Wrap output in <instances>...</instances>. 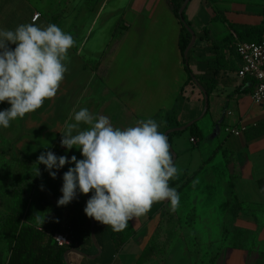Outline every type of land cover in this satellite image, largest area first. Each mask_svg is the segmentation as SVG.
Wrapping results in <instances>:
<instances>
[{
    "label": "crops",
    "instance_id": "0c3cea01",
    "mask_svg": "<svg viewBox=\"0 0 264 264\" xmlns=\"http://www.w3.org/2000/svg\"><path fill=\"white\" fill-rule=\"evenodd\" d=\"M128 1L130 4L131 0ZM146 1L149 8L138 7L139 14H132L134 21L125 20L126 14H121L117 7V12H107L105 19L99 22L106 4L100 13L94 14L89 7H85L79 14V0H70L69 12L65 14V19L62 17L51 19L45 8L46 0H0V29L15 30L21 24L40 26L55 24L62 29L63 22L67 21L69 29L65 33L70 34L75 30L77 35L73 38L74 44L68 50L67 57L63 61V63H68L65 65L68 69L67 72L70 67L69 59L74 66L78 64L88 67V58L94 57L89 43L96 41L100 35L105 33V30L111 29L109 41L114 43L116 50L118 49L113 54L112 65L119 66L120 57L124 58L123 64L126 65L125 68L122 67L121 75H108L102 80L109 86L110 96L112 95L119 101L120 98H126L122 100L123 105L129 115L134 118L135 124L147 119L157 120L162 122L165 131V118L174 107L177 108V120L182 125L199 118L198 127L202 138L196 147L201 149L199 144L203 140L207 141V146H214L212 154L208 157H204L206 156L204 151L192 152L187 167L183 168V173L176 175V178L173 177L174 179L184 178L183 182L186 185L182 194L188 196L187 199L179 200L176 209L185 212L201 211L197 216L196 225L203 227L205 225L202 222L210 218L207 222L208 227L217 225L220 227V237H213L214 232L209 235L210 229L201 239L198 238L199 251L196 252L200 258L198 264H253L251 256H253L255 248L251 246H222L224 236L221 229L224 226L244 229L249 232V243L261 244L264 249V104L258 105L253 102L252 92L256 81L251 77L242 79L237 76L241 60L237 55L229 53L226 58L230 64L233 62L235 69L230 70L227 67L219 72L217 85L208 95V110L202 116L201 113L205 107V100L202 99V96L199 95L192 100L181 96V88L188 79L179 45L181 22L170 10L166 0ZM191 2L185 10V16L191 22L196 36L193 63L195 71L202 72L201 68L204 70V66L208 65V59L211 60L214 57L207 52L210 42L222 41L230 36L233 37V42L236 44L242 41L243 37L250 39L255 36L257 39H264V0H199L195 6L190 5ZM201 7H204L203 17L199 19L198 13ZM54 8L58 9L59 5ZM36 13H39L40 17L33 21ZM109 17H114L116 20L112 25ZM204 28L209 30V40L199 38L203 34ZM257 29L259 31H254ZM125 39H130L132 46L125 48V54H123L122 41ZM9 46L12 49L16 47L14 44ZM98 57L102 62L104 55L98 54ZM224 64L229 65L227 62L222 63V65ZM237 66L238 68H236ZM71 70L68 73L65 72L56 96L49 99L51 107L55 103V99L62 96L63 89L70 91L64 82L65 75L68 77ZM74 79H69V81ZM10 107L11 105L7 101L0 102V110ZM115 113H119V111L116 110ZM52 114L53 111L48 112L42 106L34 112L27 113L23 118L18 117L16 120L10 121L8 128L0 126V141L10 144L16 139L21 141L22 135L26 132H45L47 129H54L55 119ZM109 121L111 120L109 119ZM202 122L206 124V129ZM135 124L133 126H136ZM235 130H239L240 133L235 135L232 132ZM31 136L27 135L28 138ZM31 140L33 139L31 138ZM21 146L16 145L15 147ZM186 154L188 153L181 156H186ZM23 156L32 158L28 154ZM179 156L178 154L176 160ZM58 180L60 181V179ZM204 180L207 181L204 182ZM195 188L200 189L199 193L205 196L194 200ZM223 191L228 196L229 207L235 201L241 202L245 209L257 210L261 216H249V219L240 216L234 220L231 218V213L228 218L226 215L222 216L220 197ZM89 195L92 193L90 192ZM159 204L161 202L154 203L151 208L156 211ZM164 204L170 205L167 202ZM227 210L231 211L232 209ZM43 214L47 215V213ZM41 215L30 223L40 225L44 222L51 223V220H54L53 216L41 220ZM137 221L140 223L138 218H133L131 221L136 230L135 235L114 256L110 243L108 247L110 263L108 262V264H125L121 257L122 255H131L129 252L125 253L126 246L130 242L135 245L134 259H130V263L137 264L140 255L155 232L158 220L156 218L149 220L138 228L135 225ZM222 221L223 223H221ZM102 230H100L101 235L104 232ZM235 234L236 230L233 232L232 229L229 230L231 241H236ZM89 250L93 251L92 248ZM68 256L72 264H78L77 256L85 257L72 251ZM9 257L7 242L4 238H0V264H7ZM148 262V264H157L154 258L149 259ZM257 264H264V261Z\"/></svg>",
    "mask_w": 264,
    "mask_h": 264
},
{
    "label": "clouds",
    "instance_id": "9594fccd",
    "mask_svg": "<svg viewBox=\"0 0 264 264\" xmlns=\"http://www.w3.org/2000/svg\"><path fill=\"white\" fill-rule=\"evenodd\" d=\"M73 44L72 35L55 24L0 29V102L11 105L0 110V126L8 128L10 121L36 111L56 96L67 71L63 61ZM82 123L88 127L81 129ZM158 128L156 121L147 119L122 130L87 108L73 109L60 145L66 151L80 150L83 159L44 151L35 163L45 165L52 179L66 164H74L63 174L57 206L91 192L86 216L120 232L133 218L147 214L154 203L167 200L173 210L179 204L176 189L169 186L177 168L167 137ZM35 176H41L38 167ZM40 188L44 190L43 185Z\"/></svg>",
    "mask_w": 264,
    "mask_h": 264
},
{
    "label": "rangeland",
    "instance_id": "374dc122",
    "mask_svg": "<svg viewBox=\"0 0 264 264\" xmlns=\"http://www.w3.org/2000/svg\"><path fill=\"white\" fill-rule=\"evenodd\" d=\"M131 1L129 4L128 0H79V14L80 11L85 7H89L91 12H93L94 14L100 13L103 9L104 4H106L105 10L103 11L104 13L103 15L101 14L99 22H101L102 19H105V15L107 14V12H117L118 8L120 9L121 14H126L125 20L131 19V21H134V15L132 14L138 13V7L142 9H148L149 4L146 0ZM198 1L199 0H193L190 5L195 6ZM57 5H59V8L55 9L54 6ZM69 5L70 0H46L45 8L47 9V13L50 15L51 19H54V17H62L63 19H65V14L69 12ZM203 9L204 7H201V10H199V19L203 17ZM109 19L111 20V25L116 21L114 17H109ZM63 23L64 24L62 30L66 32L69 29V25L67 21ZM111 32V29H107L105 30L104 34L100 35L97 38L96 41H92L89 43L90 50H92L94 57L91 59L88 58V67L80 66L78 64L74 66V64L69 59V71L71 69L72 70L71 74L68 77L67 75H65L66 79L64 84L70 91H64L62 85V96L55 99V103L52 105V107L49 105V99L46 100V104L44 101L43 107H45L48 112L53 111L52 116H54L55 119L53 123L54 129H47L45 132H26L22 135L21 141L16 139L10 142V144H6L4 143V141H0V219L3 215L10 212L15 205L16 199L11 196L10 192H12V190H14L16 186H18V184L29 182L31 183L30 176L32 173H36L37 167L40 171H45V165H36L35 163L41 152L52 151L57 156L67 155L69 158H71L72 155H75L78 160L83 159L80 150L73 148L70 151H66L65 148L61 147L60 145L62 135L61 133L65 130V121L68 119L73 109L79 111L81 108H87L94 116H105L111 120L110 123L114 128H120L122 130L135 124L134 118L129 115L128 110L123 105L122 100L126 98H120V101L116 100L115 97H112V95L110 96L109 86L106 83L102 82V80L108 75H121L123 72V68H125L126 65L123 64V57H120L119 66L112 65L113 54H115L118 49L116 50L114 47V43H110L109 41V34ZM70 35H72L73 38L77 36L75 34V30H73ZM214 35L216 36V33ZM130 41V39H125L122 41V45L124 46V49L122 51L123 54H125V48L127 49L129 46H132V42ZM121 48L119 49V53L121 51ZM98 54L104 55V59L102 62L100 61V57H98ZM64 64L67 65L68 63ZM73 78L75 79L69 81V79ZM116 110H118L119 113H115ZM201 114H203V112ZM157 123L159 125L158 131L164 134L165 131L162 122L157 121ZM202 124L206 129V124L204 122H202ZM86 127L88 126L84 125L83 123L81 124V129ZM27 135H33L34 137L31 136L30 138H28ZM31 138L33 140H31ZM206 144H208L207 141L203 140L199 144L201 149H198L199 147L194 146V143L190 141L189 131H181V133L173 134L172 148L177 155H180L174 165L177 168L178 174L176 175L183 173V168L187 167V164L191 159L190 157L192 152L204 151V153H206V156L204 157H208L212 154L214 146H207ZM16 145H22V148L15 147ZM25 153L33 159L23 156L26 155ZM184 153H188L189 155L186 154V156H181L184 155ZM195 157H197V154H195ZM69 167H74V164H66L57 172V178L60 179L62 183L63 174L68 170ZM53 170L55 171V169ZM172 180H180V183L176 184L175 187L172 188H175L176 191L179 190L177 193L180 199H187L188 196L182 194L183 191L180 192L179 189L183 184H185L183 182L184 178H172ZM205 181L207 180H204V182ZM199 191L200 189L195 188L193 195L194 200L200 199L201 197L205 196L202 193L200 194ZM43 193L45 195H49V193L47 192ZM224 193L225 192L223 191L220 197V203L222 204L223 209L220 213L222 214V216L226 215L228 218L231 212H229L230 210L228 211L227 209L231 208V206L229 207L227 203L228 196ZM90 197L91 195L89 194H78V198L75 200H80L86 206V202ZM165 202L170 203L167 200L161 201V204H159L158 208L155 209L156 211L151 208V210L147 214L138 218V220L140 219V223L139 221L135 222V225L138 228L142 224L145 225V223H147L149 220L155 218L158 220L155 232H153L151 240L146 246L150 253L149 259L154 258L157 264H180L181 262H183L184 264H198V262L200 261V258L196 253L197 251H199L198 238L201 239L202 236L207 233V230L210 229L211 230L209 232V235H212V232H214L213 237H220V227L218 225L215 227H208L207 225L209 224L207 222H209L210 218H208L207 221L202 222V224L205 226H198L196 225V219L201 211L190 210L188 212H185L181 209L176 208L173 210L171 208V205H166L164 204ZM50 216L52 215H50L49 213L47 215L42 214L40 219H46ZM240 216L249 219V216L259 217L261 216V214H259L257 210L250 208L245 209L244 207L241 209V211H239L238 217ZM66 220H68V218L65 219L62 224H65ZM221 223H223V221ZM224 228L222 227L221 229L224 236L222 240L224 241L222 243V246H251L255 248V250L252 248L255 254L253 252V256H251V263L257 264L264 261V249L262 245L255 242L249 243V232L245 231L244 229L237 228L236 234L234 235L236 241H231L229 239V228L231 227L228 226L227 229V227L224 226ZM134 231L136 230L134 229ZM98 237L101 247L103 248H101L103 250V253L96 259L77 256L78 264H108V247L111 243V240L106 231H104L102 235L99 233ZM134 246L135 245L133 242H130L126 246L125 253L129 252V254L131 255H122L121 259L123 260V262H125V264H129L130 259H134ZM194 253L195 255H193ZM148 261L144 264H148Z\"/></svg>",
    "mask_w": 264,
    "mask_h": 264
},
{
    "label": "trees",
    "instance_id": "16d2710c",
    "mask_svg": "<svg viewBox=\"0 0 264 264\" xmlns=\"http://www.w3.org/2000/svg\"><path fill=\"white\" fill-rule=\"evenodd\" d=\"M191 1L192 0H189L186 8ZM166 2L170 10L180 20L182 25L179 45L183 54L188 79L181 88V96L188 100H192L200 95L202 96V99H204L203 92L205 91L208 95H210L212 90L217 85V78L220 71L227 67L230 70L235 69L233 62L230 64V61L227 60L226 56L230 53L231 55H237V57L240 58L237 54V45L239 42L237 44L234 43L232 36L226 37L222 41L210 42L207 52L214 55V57L211 60L208 59V65L204 66V70L201 68L202 72L197 70L195 71L193 67L194 46L189 51L188 56H184V52L192 39L190 31V28L192 29V24L185 16L186 8L182 15L179 14V10L185 0H166ZM254 31H259V29ZM247 36H249V34H247ZM199 38L204 40L210 39L208 28H204L203 34L199 36ZM262 39L263 38L257 39L255 36L250 39L249 37H243L240 42L260 41ZM226 62L229 63V65H222V63ZM236 68H238V66ZM198 121L199 118H196L185 130L190 132L191 138H195L197 140V142L194 143L195 146H197L198 142L202 138L201 131L198 127ZM186 125L187 124H180L177 120L176 107H174L165 118V132ZM175 133L181 132L175 131L168 135V141L171 145L172 137ZM40 172L41 176L39 177L35 176L36 173L31 174V183L18 184V186L10 192L11 196L16 199L15 205L10 212L3 215L0 219V238H4L6 240L10 252L7 264H67L65 260V253L72 249H78L89 255L96 254L97 249L94 246L91 237L92 218L86 216L84 212L85 205L80 200H73L66 206L58 207L57 200L62 196L60 189L63 184L57 178L52 179L46 171L43 170ZM178 183H180V180L171 179L169 181V186L175 187ZM41 185L44 186V190H41ZM185 185L186 183L179 188L180 192L183 191ZM42 191L49 193V195H45ZM178 191L179 190H177V192ZM244 207L245 206L242 205L241 202L235 201L231 206V218L233 220L236 219L239 215V211H241ZM43 213H50V215L54 217V220H51V223L44 222L40 225L30 223V221L36 219ZM67 218L68 220H66V223L62 224V222ZM226 227L228 229V226ZM101 229H103L102 231H106L109 235L112 244L113 256L116 255L127 243V241L134 236L135 232L131 221H129L128 227L123 231L116 232L113 231L110 226L103 225L95 220L94 232L100 247L101 244L98 239V234ZM230 229L237 231L234 227L229 228V230ZM56 234L67 235L70 240V244L59 245L54 240V236ZM91 248L93 251L89 250ZM149 258V250L145 248L137 263L144 264L149 260ZM69 262L72 264L70 258Z\"/></svg>",
    "mask_w": 264,
    "mask_h": 264
},
{
    "label": "built area",
    "instance_id": "2783aa9c",
    "mask_svg": "<svg viewBox=\"0 0 264 264\" xmlns=\"http://www.w3.org/2000/svg\"><path fill=\"white\" fill-rule=\"evenodd\" d=\"M40 17L36 13L33 21ZM237 54L239 55L242 65L237 71L239 78L251 77L256 81L254 91L252 92V99L255 104H264V39L260 41H245L239 42L237 45ZM235 135L240 133L239 130L232 131ZM192 143H196L195 138H191ZM54 240L59 245L70 244V240L65 234H56Z\"/></svg>",
    "mask_w": 264,
    "mask_h": 264
},
{
    "label": "water",
    "instance_id": "95a60500",
    "mask_svg": "<svg viewBox=\"0 0 264 264\" xmlns=\"http://www.w3.org/2000/svg\"><path fill=\"white\" fill-rule=\"evenodd\" d=\"M188 2H189V0H185V2L183 3V5L181 6V8H180V10H179V14H180V15L183 14V12H184V10H185V8H186ZM190 31H191V34H192V39H191V42H190V44L188 45L186 51L184 52V56H185V57L188 56V53H189V51L192 49V47L194 46V44H195V40H196L195 33L192 31L191 28H190ZM203 93H204L205 107H204V111H203L202 116L207 112L208 107H209V97H208V94H207L205 91H204ZM202 116H201V117H202ZM191 124H192V122L188 123L187 126H183V127H180V128L171 129V130L166 131V132H165V135H166V137H167V140H168V135H169L171 132H173V131H184V130H186L187 127L190 126ZM168 143H169V150H170V152L173 154V164H174V162H175V160H176V158H177V154H176L175 151L173 150L171 143H170L169 141H168ZM94 228H95V220L92 218V233H91V237H92V240H93L94 246H95L96 249H97V253H96V254H94V255L91 256V255H88L87 253H84V252L78 250V249H72V250H70V251H72V252H76V253H78V254H80V255H83V256H85V257H88V258H92V259L97 258V257L102 253V249H101L100 245L98 244V242H97V240H96L95 232H94ZM70 251H67V252L65 253V260H66V263H67V264H70L69 261H68V254H69Z\"/></svg>",
    "mask_w": 264,
    "mask_h": 264
}]
</instances>
